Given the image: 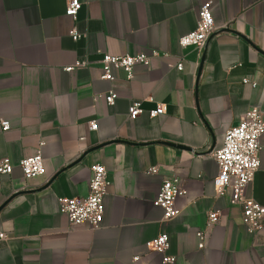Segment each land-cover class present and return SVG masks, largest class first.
Masks as SVG:
<instances>
[{
  "label": "crops",
  "instance_id": "1",
  "mask_svg": "<svg viewBox=\"0 0 264 264\" xmlns=\"http://www.w3.org/2000/svg\"><path fill=\"white\" fill-rule=\"evenodd\" d=\"M66 1L0 0V121L9 123L0 159L14 164L0 174V264H264V224L250 232L229 189L216 192L213 158L249 107L264 118V0H209L214 28L201 48L178 38L206 0H81L77 39ZM138 52L148 63L130 77L100 78L103 53ZM110 88L113 105L104 101ZM133 100L143 110L130 118ZM156 104L164 111L151 117ZM39 142L44 172L25 179L16 161ZM259 144L245 195L264 204V132ZM93 163L106 170L102 220L70 224L58 199L87 194ZM170 177L185 193L163 221L152 199ZM162 230L172 263L149 246Z\"/></svg>",
  "mask_w": 264,
  "mask_h": 264
},
{
  "label": "built area",
  "instance_id": "2",
  "mask_svg": "<svg viewBox=\"0 0 264 264\" xmlns=\"http://www.w3.org/2000/svg\"><path fill=\"white\" fill-rule=\"evenodd\" d=\"M81 0H67L64 14L68 16L73 24L69 30L72 39L79 37V32L74 24L78 11L81 7ZM211 1L202 2L198 9V16L195 26L190 31L182 34L178 38L180 47L193 46L201 48L214 28L213 15L211 12ZM157 55V53H153ZM100 78L113 81L114 70L123 71L127 77H130L133 68L136 65L148 63V56L138 52L135 54L111 55L103 53L100 57ZM78 64V63H77ZM177 70H182L183 62L179 59L176 64ZM73 66H67L64 69L69 71ZM254 86V83H251ZM117 94L110 88L104 93V101L107 105H113ZM141 102L133 100L127 107V113L130 118H134L142 112ZM163 106L156 104L154 108L148 110L151 117L163 113ZM2 130L9 128L6 120L0 121ZM90 130L96 129L95 121L88 124ZM264 132V118L262 111L257 106L247 109L244 116L237 125L228 128L222 137V143L219 148L213 152V158L218 167V173L215 178V190L217 193L224 189H229V202L240 206L241 222L250 232H256L264 224V204L249 198L245 195V188L253 177L254 172L259 166L260 144L259 138ZM42 142L38 143L36 151L26 157L16 161L17 167L22 172L25 179L41 175L44 172L43 157L40 151ZM14 164L7 157L0 159V174H10ZM90 177L88 180L87 194L82 198L60 197L58 199V210L65 215L70 224H87L91 227H97L103 215L102 198L107 185L106 170L99 163L90 165ZM151 172H156L155 167L150 168ZM185 193L179 181L175 177L165 178L161 181L152 205L161 209L162 220L167 221L178 214L175 206V198ZM217 221V213L209 212L207 225ZM199 238V247H203V232L197 231ZM0 237L2 233L0 232ZM150 249L161 255L163 263H172L173 255H167L168 248L167 233L159 231L150 241ZM137 260V256L133 257Z\"/></svg>",
  "mask_w": 264,
  "mask_h": 264
},
{
  "label": "water",
  "instance_id": "3",
  "mask_svg": "<svg viewBox=\"0 0 264 264\" xmlns=\"http://www.w3.org/2000/svg\"><path fill=\"white\" fill-rule=\"evenodd\" d=\"M204 47V46H203Z\"/></svg>",
  "mask_w": 264,
  "mask_h": 264
}]
</instances>
